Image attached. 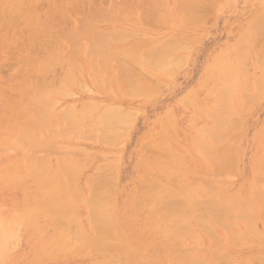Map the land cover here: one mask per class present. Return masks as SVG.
<instances>
[{"label": "bare ground", "instance_id": "6f19581e", "mask_svg": "<svg viewBox=\"0 0 264 264\" xmlns=\"http://www.w3.org/2000/svg\"><path fill=\"white\" fill-rule=\"evenodd\" d=\"M1 1L3 2L6 0ZM19 1L21 2V5L20 2H18L17 0L16 2H11L12 4L9 5H7L9 3L7 1L6 4L5 2H3V4L1 2L2 5L7 6L5 8H8L9 6L8 11L10 9V6L15 3H19V7L16 4L13 5L16 7H11L10 9L12 10L13 8H15V10L13 9L14 14L21 10L22 12L20 11V13H17L19 15H11L13 11H9V14L11 16H14L15 18L18 16V20L21 19V17L23 16V11H25L24 9L29 6L26 5L27 3L24 2L25 0H22L24 2L25 7L23 6L22 1ZM126 1V3H128L129 1L131 2L133 0ZM145 1V4L150 3L149 6L147 4V8L153 7L152 5L156 6L154 0ZM173 1L175 7L174 8L172 6L174 9L171 8V10L173 9V18L175 13H177L178 18H182V20L184 19L183 17H185L184 20H186L189 16V20H186L187 22L185 21L188 25L196 24L198 26H201V24H199V22H201L200 18L205 17L206 14L204 12L202 13L198 11H208L209 8L211 10L212 8H214V6H216V4L213 3V5L211 2L210 6L212 7L213 5V7L211 8L210 6H208L210 4L209 2V4L207 5L209 8L206 6V8L208 9H204L200 8L201 5L204 4H201L200 6H198L197 4L198 7H196V12L200 13L201 16L195 12V9L194 12L198 15V17L200 16L198 19V17H196V14L194 15L193 11L191 12L193 8L191 10L189 8H191V6H194V4H196L200 0L197 2L195 0H183L185 3L182 0H178L177 2L175 0ZM179 1L182 4H180V6H178ZM202 1L204 0H201L200 3H202ZM167 3L165 2L164 4V2H162L164 6L161 4V2L158 3V5L161 4V6L159 5V8L163 6L162 10L166 5L163 11L161 10V8L159 9L157 5V9H159L158 13H161L160 11L164 13L169 12V7ZM186 4H188V6H186ZM110 5L108 7H110ZM145 6L146 5L143 6L144 8L142 11L140 10V8H137V10H139V12L141 11L140 13L142 14L143 11L148 10L145 8ZM181 6H184V9ZM154 7L151 8L150 11L154 9L152 12L155 13L156 7ZM167 7L168 9H166ZM16 8H19L20 10H17ZM111 8L112 7H110V9ZM116 8L119 9L120 7H113L112 10L108 8V11H110L105 14L104 12H101L103 14L89 13V18H87L88 14H84L87 19L90 20L91 18V24L90 21L89 25L87 24L88 20L85 18V16V22L82 21L84 18L80 22L78 21L80 24L79 27H83H80L81 29L78 27L79 30L83 31L88 27L85 31H83V34H81V36H78L77 32H75L73 29L69 27L66 28L65 26L67 25H65L64 27L66 30L68 29L67 32L70 33L71 31L70 34L64 35L65 33H67L66 30L64 31L63 29V31L65 32L63 34V31L58 29L59 32L61 31V33L64 35V37H62L61 34V40L56 38V36L58 37L59 35L58 30L52 32L51 27L50 31L48 30L49 28L45 29L48 31H45V34H38L42 31V28H37V26L35 25L37 23L38 18H40L39 9H36V12L38 11L39 14L38 12H35V16L38 14L39 17H33V14L29 15V13L31 12L29 10L31 8L28 10V13L26 11V15L29 16L24 15V18L22 20L28 22V25H26L22 20H20V22L22 24L24 23L25 25L22 31L25 32L27 38L29 34V40L26 38L28 44L32 42L34 44H39L40 40L42 41L43 39H46L42 38L45 35H48L49 37H54L55 42L57 40H59L60 42H56V45H59L58 48V46H54L55 42L52 40L53 38L43 40L46 42V46L48 44L51 45L47 46L48 48L50 47L49 49H51V47L52 49L57 47V51L51 50L53 52H48L49 49L44 46L47 48V52L45 50L46 48H43L42 51L46 52V54L41 51L42 48L39 49V51L42 53H40L42 57H37V59L33 60V63L29 62V66L32 67L33 65L35 67V69H33L34 74L30 77L28 75L25 76L27 78L24 77V81L25 79L27 80L24 83L22 82L24 86H21L23 89L25 87L24 91L26 90L30 94L31 99H19L17 102V107L20 108L19 111L8 113V115H6L5 121L0 124V150L2 152L0 155L6 157L5 159L7 161L6 167H0V264H69L67 262L68 260H77L81 262L80 264H260L259 261L264 258V256L262 255L263 258H261V260L259 259V248L260 246L262 247L264 245V198H262V195L259 192L260 189L262 190V187H259L263 183L260 186L259 183L263 182L264 180L262 179L264 178L261 177L259 179V177L264 175V170H261V167L264 166L261 161L264 160L261 159L260 156H258L260 155L258 153H255V155L258 154L257 156L253 155V157L256 158L255 160L260 159V167L259 165H255V170L253 172L252 177H249L250 179L241 187H236V189H232L230 185L224 180L229 176H225V174H228L227 172H229L230 174V171L232 172V170H228L230 164H232L231 167L234 168L237 166H235L237 161H239L237 158L235 164H229V162H231V159L233 160L231 156V154H233V151L232 153H230V151L234 150L235 147L230 150L229 143H233V141L228 142L229 137L226 136L227 133L224 134V132L229 131L231 126H233L231 125L232 123L237 122L235 118H232L235 121L232 122L233 120L229 118V116L233 114L234 107L236 108L233 103V99L235 97L234 94H237L235 93L237 85H234V78L236 79L237 83V81L240 80L238 77L237 78L239 80L236 77H232L234 81L230 83L231 87V84L234 85V90H232V88L234 87L228 88V86H224L226 89H228V93H225L226 91L224 87V90L221 88V93L220 91L216 92V96L219 93L220 95H223L220 97V100L218 99V101H214L211 103L203 101L201 103L195 104L196 114L195 112L192 113L193 116L191 117L190 125L191 129L190 133L188 134V142L185 146L184 155L193 158H196L197 156V158L201 160V164L203 167L201 166V168H194V166H191L189 162L187 163L186 161H184L183 159L185 157L179 154L177 148H175L174 146L173 148L176 150V154L180 155L181 157L176 155L175 152H172V147H170V151V143H167V140L162 137V131L157 132L156 134L151 132V134H153L154 136L149 133L154 139L151 138L147 142H149V144L150 141L153 142V144H151V149L152 147L153 149L151 150L150 145L146 143L148 149L146 152L143 153L142 157H139L142 160L143 157H145L144 155L150 157H145L152 161V163L148 162L145 168L149 173L155 172L158 177L152 178L150 175L145 174L141 176L139 180L137 179V188L131 192L129 198V206L124 213H121L116 207V177L118 176H116L115 174L117 171L115 172L113 163L115 160L118 159L112 161L113 163L111 162V160H106L97 167H92V161H94L92 160L94 158V152L91 148L84 147V145L89 144L92 146L95 145L101 147L117 146L116 144L120 139L122 140V138H126L124 137L125 135L123 134V130L128 133L129 130L125 128H128V125H130L129 123H132L131 120L135 119V117H133L134 114L136 116L139 113L138 111L136 114L134 110L122 107L120 101H129L134 99L145 100L149 98L150 93L152 95V93L154 94V91L156 90L157 92H159L160 90L158 91V89H163L162 86H166L162 85L163 81L161 83H158V81L156 82V80H154L157 83H155L156 85H154L153 81V83H150V81H148L150 83L149 84L146 80H144L146 82H143L146 84L145 85L141 82L142 74H139L140 77H138L137 74L145 72L142 76L147 79L149 78V80H152L155 77V74L153 75V73L155 72L154 69L157 70L161 68V70H159L165 72V70L171 71L174 68L175 72L172 71L170 72L171 74L167 72L165 73H167V75L178 73V71L182 69L181 67H183V65H186L183 60L188 56L185 54L184 57V54H181L182 56L179 55V57H177L179 54V50H184V46L190 44L193 48L194 45L192 44H195V42L198 41L197 39L192 40L191 37L188 41L187 39L189 38L184 37L183 44V40H180L182 36H178L179 39H177V36H171L172 39L170 37V39L167 37L168 40L163 43L165 45H163L162 43L160 44V42L155 44L156 47L161 46L160 48H164V50H162V48L159 51L160 53H162L161 55H159V52H156L160 48L158 49L154 46L148 45L151 47V49L153 47V49L150 50V47H144V45H146L144 44V42L140 44L136 42L137 44L133 43V45L131 46H126L123 44L124 41L126 42V40L122 41L121 38H127L128 35V38H131L130 35L133 36L134 33L138 34V32H122L120 31L121 29H101L100 27L103 23L109 25L117 23L116 21L120 20L121 18L123 19L120 20L121 22H126V19L122 16V12H125V10L128 9H123L124 11H122V9H119L121 10V16L120 14H118V16L115 15ZM177 8L180 9L179 12H177ZM197 8H200L202 10L199 9L197 11ZM181 9H183L184 11H182ZM219 9L220 8H218V10ZM31 10L33 11V8ZM119 10H117V12H119ZM132 10L133 12L137 11L131 9V11L128 13V15L130 14L128 18L132 16ZM211 11L214 12L213 9ZM152 12L150 13L154 16L157 15L155 19L158 18L157 12L156 14ZM182 12H185V14H183ZM209 12L207 14V19L208 15L209 18H211L210 15L212 14V12ZM4 13L7 16L8 12L5 11ZM4 13L2 15L3 19L4 17L6 18V16H4ZM187 13L189 14L188 16ZM229 13H231V11ZM9 14L8 19H11V21L15 20V18L13 17L10 18ZM95 14L97 16H95ZM151 14H149L150 17L152 16ZM168 14V17L167 14L165 15L166 17L164 15L163 16L167 19L170 16V13ZM149 15H147L146 18L144 17L145 20L147 19V17H149ZM179 15H182L183 17H179ZM184 15H186L187 17ZM192 15L195 16V19ZM262 15L263 13H261V16ZM143 16L139 18H142ZM26 17H31L30 19H37L35 21L36 23L34 24V26L32 23H34L35 19L32 20V22L29 18H27L29 21L25 19ZM178 18L176 17V19ZM142 19H140L141 22L143 21ZM163 19L164 18L161 17V21H159L160 19L158 21L156 19L155 22L153 21V23H164ZM207 19L204 18V21ZM18 20H16V24H13L15 23V21H13L10 24L12 25L11 27L15 28V26H17L18 24L17 27L21 28L19 25L22 24L19 23ZM131 20H133V18ZM151 20H146L148 24H143L144 22L142 24L150 26L152 25V23H150ZM193 20H195V22H198L193 23ZM38 21H40V19ZM188 21L189 23H191L189 24ZM204 21L202 19V22ZM78 22L76 23L77 25ZM81 22L84 26L81 25ZM176 23H178V25L180 24L179 19ZM1 24L4 25L5 23L3 24L1 21ZM30 24H32V26H30ZM204 24L207 23L204 22ZM263 24L264 22L261 23V25ZM261 25L259 27H261ZM26 26H28V30ZM85 26L86 28H84ZM161 26L163 27V24ZM164 26H166V24ZM17 27L15 28V30H21ZM153 27L156 28L158 27V25L156 24V26ZM261 28H259V31ZM8 29L10 30V28ZM24 29L28 31L27 34ZM36 29H39L38 32ZM125 33H127V36L125 35ZM260 33L264 35V31H261ZM260 33L256 34V37L257 35L260 36ZM142 34L143 33H139V36H141ZM239 35H242V33H240ZM144 36H147V34H145ZM148 37H150V35ZM242 37L243 36H241V40ZM250 37L252 36H249L248 38ZM256 37L255 39H257ZM263 38L259 39L258 37L257 41L263 40L264 43ZM36 40H38V43H35ZM47 40H49V42ZM78 40H80V42ZM185 40H187L188 42H185ZM194 40L195 42L193 43L192 41ZM43 43L44 42H42V45L40 43L41 47H43ZM245 43L246 41L244 42V45ZM80 44L82 45L78 46ZM141 44L144 45L142 46ZM236 44L238 45L239 43ZM244 45H242L241 47H243ZM247 46L249 47V44L245 45V47ZM239 47H237L236 49L238 50L241 48ZM253 47L256 50L255 45ZM168 48L170 49L169 51H167ZM187 48L188 47H186V49ZM258 48L259 43L257 49ZM171 49L176 51L175 55H173V57L175 56L174 59H176L174 62H172L174 60L172 55L168 54L174 53L171 51ZM189 49H191V47ZM189 49H187V51ZM232 51L235 50L231 49L230 52L232 53ZM243 51L240 53H243ZM148 52H151L150 55ZM236 52L237 51L232 54L235 55ZM155 53L158 56H156ZM43 54H45V56ZM152 54H154L156 58L152 56ZM261 54L262 55H259L260 57H257L256 59L260 58V60H262L261 58H264V51L261 52ZM244 55L243 57L245 58H247L246 56H250V54ZM224 56H227L225 60L229 62L230 60H227V58L229 57L228 54L226 55V53H224ZM238 56L241 55L239 54ZM238 58L239 57H235V59ZM222 59H224V57ZM222 59L220 58L219 60L221 61ZM250 59L252 58L250 57ZM166 60L171 61H169V63ZM159 61L162 62V66L158 65L160 66L158 68L157 66H155L154 63H157ZM165 61L169 64L166 65ZM226 61L224 65L223 61L220 62V64L222 63L223 65V67L221 66V70L223 71L225 69H228L225 71L230 72L231 70L229 69V66L231 67V65H229V63L227 64ZM242 61L244 60H241V62ZM149 62H152L153 66L156 68H154ZM176 62H181V64H179L180 66L178 65L179 69L178 66H175L177 64ZM218 62L215 63L213 61V63H215L214 66L210 64V67L208 68H210L211 70V68H214L218 65ZM256 62H258V60ZM59 63L60 65H65V68L64 65L63 67L60 66L61 69L64 68L65 73H61L62 75L59 78V83L57 80V83H55L56 85H53V83L56 81L53 80V83L49 82V79H47L48 76L45 78V81L48 80L47 82L49 83L41 79V81H44L42 83L39 78V83H37V76L40 77L42 76V74H48L50 70L55 69L54 65L56 66ZM173 63H175V65ZM238 63L237 65H239V68L240 65H242V68L244 67V62L243 64ZM163 64L166 65L167 68ZM170 64H173L174 67H172L173 65L171 66ZM226 64L227 66L229 65L228 68ZM135 65L136 67H141V71H143H135L137 73L136 74L134 72L135 67H133ZM247 65L248 64H246V66ZM130 66L131 68L133 67V69H131ZM170 66L171 68L169 69ZM233 66L234 63L232 65V68ZM148 67L152 69V75L148 72L147 74L144 70H150V68ZM242 68L240 70L244 73L245 71L243 70H246V68ZM252 68H254V65L252 66ZM130 69L133 71L131 72ZM159 70H157L156 72L159 73ZM208 71L209 70H207V72ZM254 71L255 70H253L252 72ZM211 72L208 73L210 74ZM236 72L234 71V73ZM242 72H240V75L243 74ZM247 72L245 73L246 78H248L247 76H249L247 75ZM146 74L149 75V77ZM218 74L219 73H217V76ZM228 74L229 75H227V77H224L226 78V80L228 76L229 78H231V76L233 75L232 73ZM236 75L237 74L233 76ZM260 76H262V78L264 79L263 74L261 75L260 73ZM33 77H35L36 79H33ZM171 77L173 78L174 76L172 75ZM87 78L90 79V82H92L91 84H94L96 89H98L103 95L107 96L111 102L109 101L108 103H103L96 99H89L80 102H69L65 105H60L59 102L62 101L61 99L68 98L72 94V97L77 95H74L75 93L73 92L75 88L78 87L79 89L87 91L86 89H88L89 86H85L86 83L84 82V80H86ZM246 78L244 77L243 79ZM255 78L256 77H253V79ZM258 78L260 77H257V82L254 81L255 87L256 84H258V88L256 87L255 90L257 89V92L259 90V92H261L263 91L261 89L264 88V85L261 86L264 80H258ZM223 80L225 81V79H222L220 80V82H224ZM247 80H249V78ZM203 82L204 84H207V81L205 82V80H203ZM214 82L216 85L218 84L217 86H222V82ZM240 82L241 81H239V83ZM147 83L149 86H147ZM213 83L211 86H214ZM259 83L261 89L259 87ZM151 84L157 86L158 89L157 87H155V89L154 86H151ZM158 84H161L162 86H159ZM163 84L167 83L164 82ZM226 84L229 85L228 82L224 85ZM82 86L83 88H80ZM22 88L20 92H22ZM193 88L194 87H192V91L190 87L192 96L190 92L187 91L190 96L186 93L188 97L186 96L185 99H181L184 103L188 102V100H190V97L193 98L195 96H193V94H196V92L194 93L195 90ZM212 90H219V88L217 89L212 87L210 92H213ZM223 91H225L224 94ZM91 92L92 90L90 89L89 93ZM257 92H252V95H250L251 91L246 92V94L249 93V95L244 94V101L246 100V97L249 96H253L254 99H256L254 94H256ZM238 94L240 93L238 92ZM0 97L2 98V95H0ZM240 97L241 95L239 96V98ZM253 97L252 100L254 101ZM256 97L258 98V94ZM261 98H258L259 102L261 101ZM258 99L256 100L258 101ZM262 99V101H264V98ZM191 100L193 101V99ZM240 100L242 101L241 98ZM248 100L246 101H248V103L250 102L251 104V99L249 98ZM244 103L248 104L247 102ZM10 105H13V103H11ZM251 106H254V103L249 105V107ZM188 107L190 108V110H192L191 103ZM243 107H245L246 109V105H244ZM234 111L238 110L235 109ZM170 114L174 116L172 112ZM234 117L237 118L238 116ZM239 117L242 118L240 119L242 121L243 119H245L242 114ZM170 118H172V116H170L169 119ZM174 118H172V120L175 125V121L177 120L175 118L174 121ZM173 122L171 123L170 120V123L172 124V129L175 132L176 125L174 126ZM133 123L131 126H133ZM170 123L167 125H170ZM243 123L244 122H242L241 124ZM170 126L168 127L170 128ZM262 127L260 132L264 130V128L262 129ZM235 128L236 127L234 125V129ZM163 129L164 128L162 127V130ZM263 134L264 132L261 134L262 137ZM163 140L166 141L164 142ZM172 140H175L173 139V136ZM233 140H235V138ZM261 141L263 144V139H261ZM144 144L142 145V147H145ZM258 144H260V142L257 143V146H259ZM154 145L160 146L159 148L163 150L162 151L159 149L160 153L161 151L163 152L161 154L158 153L159 156L156 154L157 152H155L156 149ZM262 146L263 145H261V147ZM145 148L142 149H144L145 151ZM150 150L152 152H150ZM257 150L258 149H256V151ZM10 152H15L16 155L13 157L10 155ZM164 152H166V154H164ZM152 153L157 155V157H153ZM120 154H122L121 151ZM96 155L99 156L100 154ZM105 155L106 154H104V156ZM161 155L163 156V158L161 157ZM97 156H95L96 159ZM152 158H154L155 160H152ZM158 158L159 160H157ZM257 162L255 161L256 164H258ZM116 163H118V161H116ZM238 169L239 168H237V170ZM89 170H91V172L86 173ZM259 171H262V175L260 176ZM220 174H222V176L224 174V176L226 177L223 179L224 181L218 180L217 177L218 175L220 176ZM234 175H236V173ZM259 180L262 181L259 182ZM123 214L129 216V220L131 221V223H138L139 227H141L142 235L140 236V239L138 241H134L135 238H133V240L126 238L125 225L121 222ZM19 234L22 235V237L25 239L29 246L27 253L21 256H18L14 253V247L17 246L15 242L17 241V239L20 240V236H18ZM262 264H264V260Z\"/></svg>", "mask_w": 264, "mask_h": 264}, {"label": "rangeland", "instance_id": "374dc122", "mask_svg": "<svg viewBox=\"0 0 264 264\" xmlns=\"http://www.w3.org/2000/svg\"><path fill=\"white\" fill-rule=\"evenodd\" d=\"M6 1L9 2L7 5L12 4L14 1L16 2V0H14V1H12V0L11 1L10 0L9 1L6 0ZM6 1H3V2H5V4H6ZM17 1L20 2L19 0H17ZM158 1L161 2V4H162V2H164V4H165V2L166 3L168 2L167 4H168V7H169V12H165V13L167 14V17L169 15L168 13H170L169 18L166 19L165 18L166 17L165 16L166 14L164 12H162L165 9L166 5H165L164 9L162 10V8L164 6L162 4L163 6L160 7L162 11H160L161 13H158L159 12L158 10L160 9L159 8V5L161 6V4L158 5V3H159ZM175 1L177 2L178 0H175ZM195 1L197 2L199 0H195ZM200 1L197 2L196 4H194V6H191V8H189V9L191 10L193 8L191 10V12L193 11L194 15L196 13L200 15V13H198V12H202V13L204 12L206 14L205 17L200 18L201 22H202V19H203V21H204V18L207 19V14H208V12L210 10V8L208 6L211 5V2H212V4L213 3L216 4V6H214L215 9L212 8L214 4L212 5V7L210 6L213 9V11H214V12H212L211 11L212 9H211L210 12H209V13L212 12V14L210 15L211 18H209V15H208V19L204 21L208 25L207 24H204V22H202L203 24L201 22H199V24H201V26H198L196 24L195 25H192V24L191 25H188V24H186V22H187L186 20H189V16H188L189 15L188 14L189 12L187 13V16L188 17L186 15H184V16L187 17L186 20H184L185 17H183L182 15L181 16L184 18L183 20H182V18H178L177 13H175L176 15L173 13L174 14V18H173L172 10L175 8L174 7V1L173 0H166V1L165 0L164 1H161V0H156L155 1L154 0V3L156 4V6L155 5H152V6L153 7L154 6L156 7L155 13L152 12L154 9H152V11H150V9L153 8V7L147 8V4L149 6L150 3L145 4L146 3L145 0L144 1L142 0V2H141V0H138L139 4H138L137 0L136 1L133 0L131 2L129 1L128 3H126L127 2L126 0H25L24 2H26L27 3L26 5L27 6L29 5V6L26 9H24L25 11H23V16L20 14L22 17L19 20H18V16L16 17L17 18L16 19L14 16H11V15H16L18 12L20 13L21 10L19 8H16L17 10L18 9L20 10L16 14H14V11H13V9L15 10V8H13L12 10H10L11 7H16V6H13V5H16L17 3L13 4L12 6H10L9 11H13L12 12L13 14L11 13V15H10L9 14L10 12L8 11L9 6H8V8H5L7 6L2 5L3 2L0 0V32L2 34V35L0 34V95H2V98L0 97L1 98L0 99V124L5 121L6 115H8V113H11V112H14V111H19L20 108L17 107V102H18L19 99L20 100H22L23 98L29 99V100L31 99L30 94L26 90L24 91L25 87H24V89L22 88L24 86L23 83L27 80V79H25V81H24V77L27 76V75L30 77V76H32L34 74L33 73V69H35V67L32 64H31L32 67L29 66L30 65L29 62L33 63V60L34 59H37V57H39V56L42 57L40 55L41 52L39 51V49L42 48L41 49V51H42L43 48H46L48 45H50V44L47 43L48 45L46 46V42L43 41V40L52 39V38H53L52 39L53 41L55 40L54 37H49L48 35H45L42 38H46V39H43L42 41L41 40L39 41L41 43V45H42V42H44L43 43V47H41L40 43L39 44H34L32 42L34 44V46H33L32 43H29L28 44L27 39L29 40V34H28V38H27V36L25 35V32L22 31L23 28H24V26H25L24 23L26 25L29 24L28 22L22 20L24 18V15H26V11H27V13L29 11H31L29 13V15L33 14V17H36L39 14V12L37 11L38 14L35 16V14L37 13L36 12V9L37 10L39 9V11H40V15H39L40 18H38L39 16L37 18H38V20L40 19V21H38L35 18H34L35 20L33 18L30 19L31 17L30 18L29 17H26L25 18V19L29 18L31 21L34 20V23H32L33 26L36 23L35 21L37 20V23L35 25L37 26V28H42V31H43V32L41 31L40 33H38L39 35L42 34V33L45 34L46 33L45 31H47L45 29H48L49 28L48 30L50 31V27L52 29V32H55V30L57 31L58 29H60L62 31L64 29V31H65L66 30L65 27L66 28L69 27V28L73 29L75 32H77L78 36L79 35L81 36V34H83V31H85L88 28V27L86 28L87 25L84 23L86 25L84 28H86V29H84L83 31L79 30V28L82 27V26L79 27V25H80L79 22L84 18V16L86 14H88L87 15V18H89L88 17V16H90L89 13H91V14H94V13L99 14L101 12H104V14H105V13H108L110 10H112L113 7L119 6L120 7L119 9H122V11H124L125 9H128V10H125V12H122V16L126 19V22H121L120 20H123L121 18L120 20H117L116 21L117 23H114V24H110L109 25V24H106V23H103V24L101 23L102 25L100 24L101 25L100 27H101V29H109V28H116L118 30L121 29L120 31H122V32L123 31H126V32L127 31H130V32L133 31V33L135 31L138 32V34L137 33H134L133 36H135V37H133V36L130 35L131 38H128L129 35L127 36L126 35L127 33H125V35L127 36V38L126 37H123L121 39H122V41L123 40H126V42L124 41V43H123L126 46H131V45H133V43H136V42L139 43V44L142 43V42H144V44H146V45L143 44L144 47H146L148 45H151V46L156 47L155 46L156 43H159L160 42V44L161 43L163 44V43L166 42V40H168L169 37L172 39L173 36L174 37L175 36H177V37L178 36H180V37L182 36L180 38V40L181 39L183 40V44H184V37L189 38V39H187L188 41L190 40V37L192 38V40L193 39H197L198 41H196L197 43L195 42V40L192 41L193 43L195 42V44H192V45H194L193 48H192V46H191L190 43H188L190 45H187V46L185 45L186 47H188L187 49H189L191 47V49H189L191 51H189V50L187 51V49H186L185 46H184V50H181V49L179 50L178 56L176 55L177 57H179V55H181V54L182 55L184 54V57H185V54L188 55V56H187V58H185L183 60L186 63V65L185 66L183 65V67H181L182 69H180L179 71L177 70L178 73H174L175 72V69L174 68L171 71H169L168 69H167L168 71H166L165 68H164L165 72H167V73H170V72L174 71L173 72L174 74H172L174 76L173 78L171 77L172 75H167V73H165L164 71H160L161 68H159L160 66H158V65H161L162 64V62H160L161 60L159 62H157V63H154L155 66H157L160 69V70L157 69L160 72L158 73V72H156L157 70L154 69L155 72L153 71L154 72L153 75L155 74V77L156 78L155 77H154V79L151 78L152 80H149V78L147 79L144 76H142L145 72L144 73H138L137 74L136 72L141 71V67H139V66L136 67V65L133 66V67H135L134 68V72L136 71L135 73L137 74L138 77H140L139 74H142L141 75V77H142V81L141 82L142 83L145 82L144 80H146L147 82L150 81V83L153 81L154 82V85H156L157 84L156 83L157 81H158V83H161L163 81L162 82V85H166V86L163 87L160 84L163 89H158L157 86H154L153 84H151V86H154V88L157 87L158 91L159 90L160 91L157 92V90H156V91H154L155 92L154 94L152 93V95L150 93L149 98L148 99H145V100H142V99H134V100H129V101H127V100L120 101L122 107L129 108L130 110H134L136 112V114H137L138 111H139V113L136 116L133 113L134 114L133 117H135V119L133 118L134 120H131L132 123L134 121L133 126H131L132 123H129L130 124V125H128L129 127L128 128L127 127L125 128V129H128L129 130L128 131L129 134L126 131L123 130V132H124L123 134L125 135L124 137H126V138L125 139L122 138V140L120 139L117 142L116 145L118 147L117 146H114V147H107V146L101 147V146H95V145L92 146V145H89V144L84 145V147H88V148H91L93 150V152H94L93 157L94 158H95V156H97L96 154H100L99 156H97V159L96 158L95 159L94 158L92 159V160H94V161H92V167L93 168H95L98 165L102 164V162H105L106 160H111V162H112L115 159H118V160H115L114 163L112 162L113 163V166H114V169H115V172L117 171L115 174H116V176H118V177H116V185H117L116 207H117V209L121 213H124L128 209L130 194H131L132 191H134L137 188L136 186L138 185L137 179L139 180V178H141V176H143L145 174L150 175L152 178H157L158 177L155 172L149 173L147 171V169L145 168V166L148 164V162L149 163H152V161L148 159L150 157L144 155L145 157H148V158L143 157V160L140 159V157L143 156V153L146 152L147 149H148L146 143L149 144V142H147V141H149V139L152 138L151 135H153V134H151V132H153L154 134H156L157 132L162 131L163 132L162 137H164V139L167 140V143L168 142L170 143V146H169V144H168V146H169V148L172 147V149H173L172 152L173 153L175 152V154H176V150L173 148V146H174L175 148H177V151L179 152V154H181V155H183L185 157L183 159L184 161H186L187 163L189 162L191 166H194V168L195 167H200L201 168V166H202L201 160L198 159L197 156H196V158H193V157L185 156L184 155V153H185V146H186V144L188 142V134L190 133V129H191L190 125H191V117L193 116L192 113H194L196 111L195 104L196 103L197 104L198 103H201L203 101L210 102L211 103V102H214V101H218V99L220 100V97L223 96V95H220V93L222 92L221 88L224 90V88H225L224 86H228V88L231 87L230 86V83L232 81H234V80H235L234 81V85L235 86L237 85V87L235 89L234 85L231 84L232 87H234V88H232V87L231 88H232V90L235 89L236 90L235 93H237V94H234L235 97L233 99L234 106H236V108L234 107V109H233V114L235 113L236 115L235 114L234 115L232 114L233 116L231 115V116H229V118H231V119L232 118H235V120H237V122H235L234 119H232L233 120L232 122H235V123H232L231 125H233V126H231V128H230L229 131L224 132V134L227 133L226 136L229 137L228 138L229 139L228 142L233 141V143L232 142L229 143L230 145L228 144L230 150L235 147V149H234L235 151L234 150H231L230 151V153H232V151H233V154H231L233 160L231 159V162H229V164L230 163L235 164L236 161H237L236 160L237 158H238L239 161H237V163L235 164V166L236 165L237 166L234 167V168L231 167L232 164H230L228 170L229 171L232 170V172L230 171V174H229V172H227L228 174H225V176H228L229 175L228 178H226L224 176V174H223L224 177L222 176V174H220V176L218 175L217 178L220 181H224L225 180V182H227L232 189H236V187H241L242 185H244L252 177L253 172L255 170V165L256 166L259 165V167H260V164H259V162H260L259 160L260 159L255 160L256 158H254L253 155L254 156H257L258 154H260L258 156H260V158L264 160V143L262 144V141H261V139H263V142H264V134H263V137L261 135L264 132V130H262V132H260L261 131V127L264 126L263 125L264 124V103H263L264 101H262L263 100L262 98H264L263 97L264 88L261 89V86L264 85V81L262 82L263 84L261 86H260V83L261 82L259 83L260 89L263 90L261 92H259L260 91L259 89H258L259 90L258 92H257V89L255 90L256 87L258 88V84H256V87H255V84H254V81L257 80V77H260V78H258V80L263 79L262 76H260V73H261V75L262 74L264 75V71H263L264 70V66H263L264 65L263 64L264 63V58L263 57L261 58L263 61L260 60V58L259 59H256L257 57H260L262 55L261 52L264 51L263 50L264 49L263 40H259L261 42L257 41L258 40V37H259V39H261V38L264 37V35L260 33L261 31H264V27H263L264 24L261 25V23L264 22V0H220V1H217V0H204V1H202V3H200ZM1 2H2V4H1ZM24 2L22 1L23 6H24ZM191 2H193V1H191ZM209 2H210V4H209ZM188 3H190V2H188ZM180 4H181V2L179 1V5L178 4L177 5L180 6ZM197 4H198V6H200L201 4H204V5L206 4L205 6L204 5H201L200 8H204V9H208L209 8L208 11L207 10L204 11V10H202L200 8H197V11L199 9L202 10V11L196 12V7H198ZM18 5H19V3L17 4V6ZM20 5H21V2H20ZM109 5H110V7H112L111 9H110V7H108ZM144 5H146L145 8L148 9L147 11L144 9L146 11V14L147 15L151 14L150 12H152L154 14H156V12H157V14H158V18H156L157 21L159 19H160L159 21H161V17L164 18L163 19V22L166 24V26H164L165 24L162 23V22H159V23L160 24L162 23L163 24V27L161 26L162 24L160 25L159 23H153V21L155 22V20H156L155 17L157 16V15L154 16L153 14H151L152 15L151 16L152 18L149 15L150 19H149V17H147V19H146L147 21H149V20L152 19L150 21V23H152V25H150V26L149 25H143L145 23L148 24L147 21L145 20V18L147 16L145 14V11H143L142 14L140 13L143 10V8H144L143 6ZM157 5H158V8L159 9H157ZM177 5H175V6H177ZM2 6H3V8H2ZM184 6H181V7L184 9ZM186 6H188V4H186ZM206 6L208 8H206ZM38 7H40V8H38ZM168 7L166 9H168ZM30 8L31 9L33 8V11ZM106 8H107V10H106ZM108 8L110 9L109 11H108ZM137 8L138 9L140 8L141 11L139 12V10H137ZM171 8H173V9L171 10ZM218 8H220V9L218 10ZM3 9L6 12H8L7 13V16L5 15V13H4L5 11ZM119 9L116 8V14L115 15L120 14V16H121V12H120L121 10H119ZM131 9H134V11L137 10L136 12H133V10H132V14H131L132 16L131 17L133 18L134 21L131 20L132 19L131 17H130L131 19L128 18L130 16V14L128 15V13L131 11ZM177 9H178L177 12H179L180 9L179 8H177ZM183 9H181V10L184 11ZM194 9H195V12L196 13L194 12ZM105 10H106V12H105ZM117 10H119V12H117ZM186 11H187V8H186ZM230 11H231V13H229ZM113 12H115V11H113ZM148 12H149V14H148ZM175 12H176V10H175ZM257 12H258V14H257ZM3 13H4V16H6L7 19L9 17L8 14L10 15V18H12V17L15 18V20L12 19L13 21H15V23H13V24H16V22H17L16 20H18L19 23H21L20 20H22L24 22L23 24L21 23L23 25V27H22V25H19L21 28L17 27L18 24H17V26L13 25V26H15V28L17 27V28H19L21 30H18V29L15 30V28L11 27L12 25H10V24L13 21H11V19H8L7 20L5 17L3 19V16H2ZM261 13H263L262 16H261ZM96 14H95V16H97ZM101 14H103V13H101ZM183 14H185V12ZM197 14H196V17H198ZM17 15H19V14H17ZM29 15H26V16H29ZM115 15H114V17H115ZM194 15H192V16H194ZM141 16H143L142 18H144V17L145 18L144 19L139 18ZM175 16L179 19V23H180L179 25H178V23H176L178 21V19H176ZM181 16L179 15V17H181ZM192 16H191V18H192ZM199 17H198V19H199ZM253 17H254V19H253ZM85 18H86V16H85ZM85 18L82 20L83 22H85ZM92 18H93V15H92ZM255 18H256V20H255ZM140 19H142L143 21L141 22ZM194 19H195V16H194ZM87 20H88V23L87 24L89 25V21H90V24H91V18H90V20L89 19H87ZM190 20H192V19H190ZM1 21H2L3 24L4 23L5 24L2 25L1 24ZM193 21H194L193 23H197L199 20L197 22H195V20H193ZM209 21H210V24H209ZM248 21H249V23H248ZM6 22L10 26L7 25ZM77 22H78V25L76 24ZM188 23H189V21H188ZM32 24H30V26H32ZM156 24L158 25V27L159 26L160 27L159 28L158 27H156V28L153 27V26H156ZM48 25H50V26H48ZM65 25H67V26H65ZM81 25H83V23ZM260 25H261L262 28L259 27ZM58 26H60V27H58ZM27 27L28 26H26V28ZM8 28H10V30ZM76 28H78V29H76ZM259 28H261L260 31H259ZM25 29H24V31H26V34H27L28 28H27V30H25ZM31 29H32V27H31ZM36 30L38 32L39 29H36ZM67 30H66V32H67ZM73 30H72V32H73ZM64 31L62 32L63 34L65 33ZM244 31H245V33H244ZM256 31H257V33H256ZM29 32H30V30H29ZM58 32H59V30H58ZM58 32H57V34H58ZM238 32L242 33V35H239L240 33H238ZM246 32H248V33H246ZM62 33L60 31L58 37L56 36V38H58L59 40H61L62 37H64V35L70 34L71 31H70V33L69 32L65 33L64 35ZM139 33H143L144 35L147 34V36H144L143 34H142L143 36L142 35L139 36ZM258 33H260L262 36L261 35L260 36L257 35V37H256V34H258ZM61 34H62V37H61ZM74 35H75V33H74ZM149 35H150V37H148ZM78 36H76V37H78ZM241 36H243V37L246 36V37H244V38L242 37V40H241ZM249 36H252V37L248 38ZM255 37L257 39H255ZM42 38H40V39H42ZM165 38H167V39H165ZM177 39H179V37ZM38 40H36L35 43H38L37 42ZM59 40H57L56 42H58ZM174 40H175V38H174ZM187 40H185V42ZM225 40H226V42H225ZM47 41L49 42V40H47ZM78 41L80 42V40H78ZM245 41H246L245 45L246 44H249V47L248 46L245 47V45H244V42ZM54 42H52V43H54ZM56 42L54 43V46H58V48H59V45H56ZM236 43H239V44L237 45ZM258 43H259V48L257 49ZM77 44H78V42H77ZM82 44H80L78 46H81ZM160 44H159V46H160ZM256 44H257V46H256ZM163 45H165V44H163ZM235 45H236V47H235ZM242 45H244V46L241 47ZM254 45L256 47V50L253 47ZM261 45H262V47H261ZM44 46H46V47H44ZM148 47H150V46H148ZM148 47H147V49H148ZM160 47H156V48L159 49ZM230 47H232V48H230ZM237 47H239L240 49L237 50L236 49ZM47 48L45 49L46 52H47ZM56 48H53L52 49V47H51V49H49L50 51L48 50V52H53L51 50L57 51L58 48L57 49ZM162 48H160L156 52H159ZM228 48L230 50L231 49L232 50L234 49L235 51H237L236 54L233 55L232 53H234L235 51H232V53H231ZM244 48H248V49H244ZM152 49H153V47H152ZM152 49L150 47V50H152ZM259 49H262V50H259ZM76 50H79V49H76ZM154 50H155V48H154ZM162 50H164V48ZM169 50L170 49L168 48L167 51H169ZM171 51L174 52V53H168V52L167 53L168 54H171L172 57H173V55H175V52L176 51H174L173 49H171ZM242 51L246 55L247 54L248 55L250 54V56H246L247 58L243 57L244 54L243 53H240ZM42 52L43 53H46L44 51H42ZM148 53L150 55L151 52H148ZM224 53H226V55L228 54L229 57L227 58V60L229 59L230 60L229 62L225 60V58L227 56H224ZM161 54L162 53L159 52V55H161ZM219 54H221L223 56H221ZM239 54L241 56H238ZM43 55L45 56V54H43ZM155 55L158 56L156 53H155ZM152 56H154V54H152ZM213 56H214V58H213ZM216 56H217V58H216ZM174 57H173V59H174ZM223 57H224V59H222ZM235 57H239L238 58L239 60L238 59H235ZM250 57L252 59H250ZM220 58L222 59L221 61H223V65H224L225 61H226L227 64L229 63V65H231V67L228 65L229 66V69L231 70L230 72H226L225 71V70H228V69H225L226 68L225 66H224L225 67L224 68L225 70H223L225 72H223L221 70L222 69L221 66L223 67V65H222V63L220 64V62H221L219 60ZM175 60L176 59H174L172 62H174ZM186 60H187V62H186ZM236 60H237V62H236ZM241 60H244V61L241 62ZM257 60H258V62H256ZM166 61L169 62L171 60H166ZM166 61H165L166 65L170 63V62L168 63ZM177 61H179V60H177ZM213 61L215 63H217L218 61H220V62H218V65L219 64L220 65L219 66L217 65L216 67L211 68V70H210V68H208V67H210V64L214 66L215 63H213ZM25 62H26V64H25ZM238 62H240V63H238ZM243 62H244V67L246 68V70H243V71H245L244 73L240 70L242 68V65H240V68H239V65H237V63L238 64H243ZM149 63L152 64V66H153V63L152 62H149ZM176 63H177L176 65H175V63H173V64L175 66H178L179 64H181V62L180 63L179 62H176ZM233 63H234V66L236 67L235 68L233 66L234 69L232 68ZM150 64H148V65H150ZM173 64H170V65L172 66ZM227 64H226V66H227ZM246 64H248V65L246 66ZM252 64L254 65V68H252V66H253ZM258 64H259V66H258ZM63 65L64 64L60 65V63L57 64L56 66L58 68L54 65V68L56 69V70L54 69L55 71L52 69V70H50V72L48 74L45 73V74H42V76L39 75L40 77L37 76L36 77L37 79L35 77H33V79H36L37 83H39V81H38L39 79H40V81H41V79H43L45 81V78L48 76L47 79H49V82L53 83V80H55L56 82H54L53 85H56L55 83H57V80H58V83L60 82L59 81V78L61 77V75L63 74V72L65 73V70H64L65 65H64V68H62V69L60 68V66L63 67ZM166 65H164V66L166 67ZM174 65L172 67H174ZM152 66H150V67H152ZM171 66L169 67V69L171 68ZM179 66H178V69H179ZM228 66H227V68H228ZM260 66L263 69H261ZM133 67L131 68V66H130L131 69H133ZM150 67H148V68H150ZM146 68H147V66H146ZM154 68H156V67H154ZM162 69H163V67H162ZM144 70L146 71V73L148 72L149 74L152 75V72H151L152 69L151 68H150V70H146V69H144ZM207 70H209L208 72H211V71L212 72L209 74L207 72ZM232 70H234L235 72L236 71H238V72L234 73V71H232ZM253 70H255V71L252 72ZM132 71L133 70H131V72ZM260 71H263V72H260ZM162 72L165 73V74H163ZM213 72H214V74H213ZM240 72H242L244 75L242 73H241L242 75H240ZM246 72L248 73L247 75H249V76H247L249 78V80H247L248 78H246V76H245V73ZM217 73H219L218 76H217ZM222 73L223 74L225 73L226 75L225 74L223 75ZM228 73H232V74L234 73L233 75L237 74L236 76H233L232 75L231 78L232 77L233 78L234 77H236V78L238 77L240 80L238 78L237 79L239 81H241V82L239 83V81H237V83H236V79L234 78V80H233V78L231 79V78H229V76H228V78L226 80V78H224V77H227V75H229ZM238 73H239V75H238ZM156 74H158V75H156ZM151 75H150V77H151ZM220 75H222V76H220ZM147 76L149 77V75H147ZM252 76L253 77H256V78L253 79ZM242 77L243 78L245 77L246 79H243ZM25 78H27V77H25ZM157 78H158V80H157ZM218 78H220V79H218ZM192 79H193V81H192ZM210 79H211V81H210ZM222 79H225L226 82L223 80L224 82L221 81L222 82L221 83L220 80H222ZM228 79H229V81L231 79V81L229 82ZM50 80H52V81H50ZM154 80H156V82ZM203 80H205V82L207 81L206 82L207 84H204ZM244 80H246V81H244ZM44 81H41V82L43 83ZM47 81H45V82H47ZM214 81H217V83H221L222 86H217L218 84L216 85ZM49 82H47V83H49ZM84 82L86 84H88V85L85 84V86H89V88L92 90L91 93H89L90 92V89L89 88H88L89 91H88V89H86L88 91L87 92V91H84V90L79 89L77 87V88H75V90H73V92L75 93L74 95H76V94L77 95L72 97V95H73L72 94L68 98L61 99L62 101L59 102L60 105H65L66 103H69V102H73L74 103V102H80V101L89 100V99H96V100L101 101L103 103H108L110 101L107 96L103 95L98 89H96V87H95L94 84L93 85L91 84L92 82H90V79L87 78L86 80H84ZM84 82H82V83H84ZM164 82L167 83V84H163ZM227 82L229 83V85H227V84L224 85ZM145 83H143V84H145ZM148 83H147V86H149ZM212 83H213L214 86H211ZM83 86L80 87V88H83ZM190 87H191V90H192V87H194L193 88L195 90L194 93L196 92V94H193V96L195 95L193 98L190 97V100L193 99V101L192 100L191 101L188 100V102H185L184 103L181 99H183V98L185 99L186 96L188 97L187 94H189V93H187V91H189L190 94H191ZM212 87L217 88V89L219 88V90H214V91L212 90L213 92H210V90H211ZM21 88L23 89L22 92H20L21 91ZM249 89L251 91V94L250 95H252V92H255V91L257 92L256 94H254L256 99L262 97L260 99L261 100L260 102H259V99L257 101L256 99H254L253 96L246 97V100H248L249 98L251 99V104L254 103V106H251V107H249V105H251L250 102L248 103L249 100L248 101H246V100L244 101V94L245 95H249V93L246 94V92H250ZM227 90L228 89L225 88V91L226 92L223 91V94H224V92L225 93H228ZM244 90H245V92H244ZM217 91L218 92L220 91V93L216 96L215 94H216ZM238 92L240 94H238ZM190 94H189V96H190ZM257 94H258V98L256 97ZM240 95H241L240 98L242 99V101L239 98ZM260 95H262V96H260ZM174 96H175V98H174ZM191 96H192V94H191ZM209 96H211V97H209ZM252 97H253L254 101L252 100ZM252 101H253V103H252ZM255 101H256V103H255ZM244 102H247L248 104H245ZM11 103H13V105H10ZM190 103H191L192 110H190V108L188 107V106H190ZM187 104H188V106H187ZM244 105H246V109H245V107H243ZM10 107H12V108H10ZM250 108H252V109H250ZM235 109L238 110V111H234ZM243 110H244L245 113L243 112ZM250 110H251V112H250ZM134 111H132V112H134ZM165 111L168 112V113H166ZM3 112H4V114H3ZM171 112L174 114V116H175V118H176L177 121H175L174 116L170 114ZM195 114H196V112H195ZM239 114L240 115L242 114V116H244L245 119H243V121L240 120L242 118L239 117L240 116ZM260 114H261V116H260ZM165 115H166V119H165ZM168 115H169V117L172 116V118H174V121L176 122V124H175L176 125L175 132L173 131L172 124H171L173 122V120H172V118L169 119ZM234 116H238L239 118L238 117L237 118L239 120L236 117H234ZM245 116H247V117H245ZM170 120H171V123H170ZM166 121H169V122H166ZM242 122H244V123L241 124ZM169 123H170L171 126L170 125H167ZM236 123H237L238 126L236 125ZM173 125H174V122H173ZM234 125L236 127L235 129H234ZM168 126H170L171 129ZM162 127L164 128L163 130H162ZM237 128H238V130H237ZM239 128H240V130H239ZM263 128L264 127H262V129ZM231 129H233V130H231ZM233 131L236 134H234ZM164 132H165V134H164ZM171 135L173 136V139H175V140H172V136ZM230 135H231V137L233 136L232 138L233 139L235 138V140H233L230 137ZM258 137H259V140H258ZM152 139H154V138H152ZM166 140H163V141L165 142ZM119 142H123V143H119ZM259 142H260V144H258L259 146H257V143H259ZM143 144L145 145L146 148L145 147H142ZM151 144H153V142L150 141V144H149L150 145V149H151ZM237 145H238L239 148L237 147ZM261 145H263V146L261 147ZM183 146H184V148H183ZM154 147L157 150V151L155 150V152H157L156 153L157 155H158V153L159 154L163 153L162 152L163 150L159 148L160 146L154 145ZM142 148H145L146 150L144 151V149H142ZM152 149H153V147H152ZM159 149L162 150L161 153H160V150ZM256 149H258V150L256 151ZM151 150H150V152H152ZM169 150L171 151V148ZM236 150H238V151H236ZM120 151H121L122 154H120ZM1 153L2 152L0 150V154ZM107 153H109V154H107ZM116 153H118V154H116ZM255 153H258V154L255 155ZM104 154H106V155L104 156ZM152 154H153L152 155L153 157H157V155H155L154 153H152ZM164 154H166V152H164ZM10 155L14 157L16 154H15V152H10ZM101 155H102V157H101ZM115 155H117V156H115ZM150 155H151V153H150ZM176 155H178V154H176ZM178 156L181 157L180 155H178ZM161 157L163 158L162 155H161ZM5 158L6 157L0 155V167H6L7 166V161H6ZM153 159L154 158H152V160ZM157 160H159V158ZM116 161H118V163H116ZM255 161L256 162L258 161L257 162L258 164H256ZM261 162L264 165V163H263L264 161H261ZM196 164H197V166H196ZM237 168H239V169L237 170ZM262 169L264 170V166L261 167V170ZM262 171L261 172L259 171V176L262 175ZM90 172H91V170L87 171L86 173H90ZM235 173H236V175H234ZM232 175H234L236 177H234ZM247 176H248V179H247ZM261 177L264 178V175L260 176L259 179ZM224 178H226L228 180H226ZM262 180H264V179H262ZM262 180H259V182H261ZM230 182H231L232 185L230 184ZM133 186H134V188H133ZM259 186H260L259 188L262 187V190L260 189L259 192L262 195V198H264V189H263L264 181L261 182V183H259ZM121 222L124 223V225H125L126 238L127 239H130V240H133V238H135L134 241H138L140 239V236L142 235L141 234V232H142L141 231V227H139V224L138 223H135V224L131 223V221L129 220V216L126 215V214L125 215L123 214V216L121 218ZM127 234H128V236H127ZM18 236H20V238L18 237L20 240L17 239V241L15 242V244L17 246L14 247V253L16 255H18V256H21V255H24L25 253H27V251L29 249V246H28L27 242L25 241V239L22 237L21 234H19ZM136 237H138V238H136ZM262 255L264 256V245L262 247L260 246V248H259V259L260 260H261V258H263ZM263 260H264V258L261 261H259L260 264L263 263ZM67 262L69 264H80L81 263L80 261H77V260H68ZM21 264H23V263H21Z\"/></svg>", "mask_w": 264, "mask_h": 264}]
</instances>
